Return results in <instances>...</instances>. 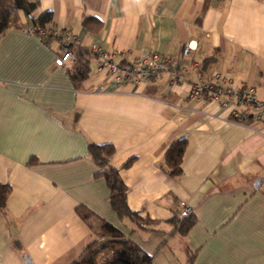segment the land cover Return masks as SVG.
I'll list each match as a JSON object with an SVG mask.
<instances>
[{
	"label": "crops",
	"instance_id": "1",
	"mask_svg": "<svg viewBox=\"0 0 264 264\" xmlns=\"http://www.w3.org/2000/svg\"><path fill=\"white\" fill-rule=\"evenodd\" d=\"M36 1L37 14H52L48 29L68 32L81 48L116 52L121 64L155 53L179 58L186 45L190 53L179 84L163 73L114 87L95 58L76 88L70 66L54 64L60 43L30 35L19 13L22 28L0 37V184L11 188L0 212V264H72L94 240L78 206L151 264H264V124L237 123L218 104L187 97L190 83L219 74L264 100V0H209L202 15L205 0ZM85 17L100 28H84ZM179 139L186 147L173 179L162 160ZM89 144L114 148L110 166L120 169L129 209L160 222L159 232L113 213ZM185 207L195 224L181 236L167 222Z\"/></svg>",
	"mask_w": 264,
	"mask_h": 264
},
{
	"label": "trees",
	"instance_id": "2",
	"mask_svg": "<svg viewBox=\"0 0 264 264\" xmlns=\"http://www.w3.org/2000/svg\"><path fill=\"white\" fill-rule=\"evenodd\" d=\"M208 5L209 0H205L201 15ZM37 8L38 2L36 0H0V37L9 29L22 28L19 13L23 14L29 23V29H33L36 34L46 27L48 28L52 24V14L50 12L37 14ZM92 23L97 25L95 30H98L101 26L99 22L89 17L83 19L82 25L84 28L89 29V24ZM37 37L46 45L52 41L59 42L58 38L52 36L37 35ZM70 49L77 56L76 61L67 68V74L73 85L78 88L80 83L88 77L90 62L95 59V56L88 49L76 45H73ZM206 61L204 62L206 63ZM185 147V139L176 140L167 147L163 155L162 167L173 179L181 175V158ZM87 153L98 169L95 178H102L109 190L108 203L117 218L129 221L139 231L159 232L155 227L160 222L142 218L129 209L126 201L127 188L119 176L120 169L110 166L114 148L109 144H89ZM34 162V160H31L29 165ZM130 164L131 160L125 163L123 168L128 167ZM10 193V186L0 184V212L4 210ZM75 213L93 234L94 240L72 264H151L152 257L150 255L90 210L78 206ZM167 223L172 225L173 231L185 236L194 226L195 218L193 215L182 219L175 217Z\"/></svg>",
	"mask_w": 264,
	"mask_h": 264
},
{
	"label": "built area",
	"instance_id": "3",
	"mask_svg": "<svg viewBox=\"0 0 264 264\" xmlns=\"http://www.w3.org/2000/svg\"><path fill=\"white\" fill-rule=\"evenodd\" d=\"M28 33L33 36H52L59 39L61 53L54 60L57 67L72 65L77 54L70 49L75 45V39L66 31H55L45 28L37 34L33 29ZM88 50L99 61L98 72L107 76V81L114 87L128 84L139 85L150 82L153 78L165 73L169 75L170 84H179L181 80V61L189 56L188 45L182 48L179 58L170 59L159 53L142 56L131 64H121L116 61L117 53L109 52L97 45H91ZM187 97L190 100L205 99L218 104L229 111L231 120L243 123L245 117L264 124V100H261L252 87L235 89L229 80L215 74L210 78L199 77L188 85ZM192 215V210L185 207L181 218Z\"/></svg>",
	"mask_w": 264,
	"mask_h": 264
},
{
	"label": "water",
	"instance_id": "4",
	"mask_svg": "<svg viewBox=\"0 0 264 264\" xmlns=\"http://www.w3.org/2000/svg\"><path fill=\"white\" fill-rule=\"evenodd\" d=\"M25 264H31L29 260L25 259Z\"/></svg>",
	"mask_w": 264,
	"mask_h": 264
}]
</instances>
